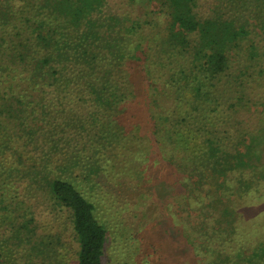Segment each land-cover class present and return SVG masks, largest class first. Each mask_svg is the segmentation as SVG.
<instances>
[{
  "label": "trees",
  "instance_id": "obj_1",
  "mask_svg": "<svg viewBox=\"0 0 264 264\" xmlns=\"http://www.w3.org/2000/svg\"><path fill=\"white\" fill-rule=\"evenodd\" d=\"M130 1H0V264L18 247L24 264H65L69 238L77 264H105L93 188L121 174L149 182L151 199L159 182L184 188L172 197L192 218L175 224L187 264H264L259 0ZM169 195H156L167 210ZM39 196L66 216L59 231L28 203Z\"/></svg>",
  "mask_w": 264,
  "mask_h": 264
},
{
  "label": "rangeland",
  "instance_id": "obj_2",
  "mask_svg": "<svg viewBox=\"0 0 264 264\" xmlns=\"http://www.w3.org/2000/svg\"><path fill=\"white\" fill-rule=\"evenodd\" d=\"M0 1H3V4L8 1V3H11L14 7H18L19 9L30 7L29 9H39V12L47 11V8L44 7L45 0ZM114 1L116 2L114 4L115 6H118L119 11L124 9L126 12H130V9H134L130 0ZM207 1L210 3V6H214V4H220L222 0ZM259 2L258 11L252 13V16L255 18L258 17V19L264 23V0H259ZM137 4L138 6H136V8L143 6V4ZM222 4L227 8L234 7V3L231 0L224 1ZM260 44L264 50V35ZM261 65H264V56L261 57ZM261 90L262 87L260 86V88H257L256 91L261 92ZM251 95L254 96V98L256 97L252 93ZM244 112L248 113V111ZM242 116L244 118L243 113ZM237 118L240 123L243 121L247 122V125H254L255 123L254 119H240L239 116H237ZM234 129L235 126L232 127V130ZM123 163H125V161H123ZM115 181L121 182L122 184H116L114 181L110 184L108 180V182L101 183L102 185L100 187L93 188L100 216L108 229V240L106 243L107 248L104 255L105 264H187L185 259L188 255L190 256L189 244L187 243L182 230L175 229V224L181 225V223H186L192 218H186L188 211H181L180 207H182L183 204H177L173 201L172 197L174 194H178L181 197L184 194V188L177 181L174 185H169V183L165 181L163 182L164 185H166V188L164 189L162 187L163 184L159 182L157 184V188H153V192H151L153 193L151 199L146 197L149 194L145 192L144 187L141 185L142 183L147 184L149 182L143 179L139 180L138 178H131L122 174L121 176L118 175L115 178ZM27 185L28 178H23L22 181L17 179V182L16 180L13 182V191H16V195L19 196V199L23 198V189ZM155 189H158L157 192ZM165 192L170 193L168 201L173 202L168 210L165 208L166 203H163L164 200L156 196L157 193H163L165 195ZM23 199L26 200L27 197ZM28 203H33L31 205L36 207V211L43 213V226L46 228L51 226L52 231H59L61 229L62 222L65 223V221H67L65 215H63V217H61V215H55V213L52 212L54 209L51 205V208L49 207V209L42 207L44 205L41 204L43 203V198L41 196H39L38 201L31 200V202ZM28 203L25 201V205ZM37 204L42 206H38ZM145 210H149L150 212L145 215ZM174 213L178 214V218H176ZM148 214H151L152 216L150 220L151 223H148L146 228L140 230V228H142V224H140V222H145ZM171 216L172 218H170ZM257 216L259 217V220H261L260 222H264V212H260ZM190 223H192V221L188 222V224ZM52 226H54V229ZM64 235L68 236V233ZM134 236H145L146 239L142 241H134L132 240ZM138 246L140 248H137ZM76 251L77 247L74 241L72 242L69 238L66 249L64 253L62 252L64 254L65 264H77ZM24 260V250L18 247L13 250L7 264H24Z\"/></svg>",
  "mask_w": 264,
  "mask_h": 264
}]
</instances>
